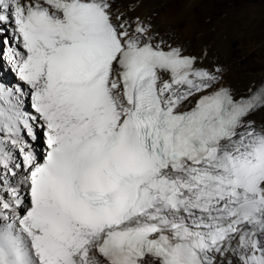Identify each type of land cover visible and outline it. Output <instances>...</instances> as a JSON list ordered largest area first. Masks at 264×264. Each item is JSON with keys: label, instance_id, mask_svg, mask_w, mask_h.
<instances>
[{"label": "snow or ice", "instance_id": "1", "mask_svg": "<svg viewBox=\"0 0 264 264\" xmlns=\"http://www.w3.org/2000/svg\"><path fill=\"white\" fill-rule=\"evenodd\" d=\"M0 37V264H264V88L115 0H0Z\"/></svg>", "mask_w": 264, "mask_h": 264}, {"label": "bare ground", "instance_id": "2", "mask_svg": "<svg viewBox=\"0 0 264 264\" xmlns=\"http://www.w3.org/2000/svg\"><path fill=\"white\" fill-rule=\"evenodd\" d=\"M200 4L205 5L208 19L201 23L203 27L199 30L188 31L191 15L187 12L194 14ZM175 6L178 11L172 16L170 10ZM115 7L133 20L136 17L150 19L167 43L182 46L185 54L198 57L200 66L221 68L222 84L229 87L235 96L248 94L264 77V0H115ZM12 47H18L15 41ZM7 51L4 48L0 52L2 71L28 92V86L11 71L4 58ZM22 102L23 110L35 115L33 109L24 108L27 103L31 107L30 95L23 96ZM248 119L254 121L258 128L264 126V107L257 108ZM39 132L43 143L39 149L42 150L46 144L43 131L38 129ZM3 136L4 133L0 132V139ZM8 150L17 161L21 160L18 150L13 149L10 143Z\"/></svg>", "mask_w": 264, "mask_h": 264}, {"label": "rangeland", "instance_id": "3", "mask_svg": "<svg viewBox=\"0 0 264 264\" xmlns=\"http://www.w3.org/2000/svg\"><path fill=\"white\" fill-rule=\"evenodd\" d=\"M203 6V7H202ZM197 8V10H195V12H194V14H192L191 12H187V15H191V21H189V26L187 25V30L188 31H193V30H199V28H202L203 26H201V23L202 24H204L206 21L205 20H207L208 19V15H207V12H206V9H205V5H197L196 6ZM200 7H201V10H200ZM176 6L172 9V10H170V13L172 12V16H173V14L174 13H176V11H178V8H176ZM202 9H203V11H202ZM207 15V16H206ZM192 16H194L193 17V20H192ZM204 16V17H203ZM171 17V16H170ZM197 17V18H196ZM198 21H197V20ZM195 20V21H194ZM190 28V29H189ZM0 39H2V37H0ZM4 59V58H3ZM0 84H4V85H6L7 87H10V88H13L14 90H15V88L17 87V86H19L20 88L23 86L22 84H19L17 81L15 82V81H13L8 75H6L2 70H0ZM25 107V109L26 110H29V109H31L32 110V108L30 107V104L29 103H27V104H25L24 105ZM25 137H27L26 135H25ZM27 140L29 141V143H31L33 146H34V150L37 152V154L40 156V153H41V150L39 149L41 146H43V143H42V138H41V133L39 132L38 133V138H37V140L36 141H32V140H30V138H28L27 137ZM25 196L27 195V193L25 192V193H23Z\"/></svg>", "mask_w": 264, "mask_h": 264}]
</instances>
